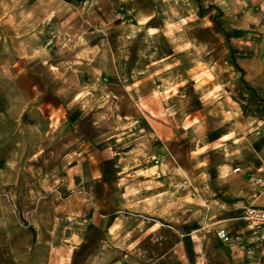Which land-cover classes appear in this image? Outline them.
Listing matches in <instances>:
<instances>
[{"label":"rangeland","instance_id":"1","mask_svg":"<svg viewBox=\"0 0 264 264\" xmlns=\"http://www.w3.org/2000/svg\"><path fill=\"white\" fill-rule=\"evenodd\" d=\"M91 4L95 9L90 3L0 0V264H68L66 254L56 256L60 243L70 245L69 253L74 249L71 264H142L152 241L104 239L94 230L85 239L60 240L65 206L77 219L89 205L110 220L121 202L124 217L165 225L172 248L183 238L191 255L188 235L213 233L204 219L218 206L205 203L228 201L222 187L212 185L211 168L199 176L202 158L211 162L217 148L214 139L202 137L218 125V108L233 106L223 115L236 124L249 119L252 138L262 131L264 93L242 79L234 53L245 46L250 51L242 57L264 54V0ZM102 39L106 49L92 47ZM162 65L178 69L177 76L157 80ZM119 71L127 75L116 76ZM196 71L198 89L190 79ZM175 78L185 84L164 149L157 130L156 143L149 137L146 119L148 108L162 110L160 92ZM196 112L199 121L183 130L182 120L190 125L195 120L188 115ZM157 114V120L163 116ZM150 167L149 177L144 170ZM158 168L171 170L164 193ZM244 173L252 190L264 189L249 180L259 176L255 169ZM201 183L211 185L201 193L195 189ZM156 188L159 193L144 196ZM138 200L149 209L136 210Z\"/></svg>","mask_w":264,"mask_h":264},{"label":"crops","instance_id":"2","mask_svg":"<svg viewBox=\"0 0 264 264\" xmlns=\"http://www.w3.org/2000/svg\"><path fill=\"white\" fill-rule=\"evenodd\" d=\"M59 1L60 3L66 5L82 4L85 6L87 4L89 5L90 3L89 8L95 9L93 4H91L93 0H58V2ZM92 32L93 31L90 33ZM104 41L105 39H102V42L100 43L99 41L98 45H95L94 43L91 45H93V48L97 47L100 49H106ZM238 42L241 41L239 40ZM240 48L241 47L238 46V49ZM243 49L245 50H236L234 53L236 63L243 71L242 79L245 82H250L252 87L255 89V92L262 94L264 93V54L260 52L255 56L242 57L241 55H244L245 51H250V48H245V46ZM240 57H242V59H240ZM162 66L164 67V65ZM163 67L159 72H154V76H156L157 80L158 78H171L177 76L176 72L178 69L176 70L173 68V70L170 71L171 68L166 70L165 67L164 69ZM197 72L198 71L193 73V75L190 77V79L195 82L196 89H198L197 87L200 88L201 85L197 82ZM159 73L162 74L161 77L159 76ZM122 74L127 75V73H122V71L115 72L116 76ZM172 81V85L174 82H176L174 86L171 85L166 89L162 88V91L160 92V97H162L161 100L164 102V107L162 110H157L155 107L148 108L149 114L147 115L146 119L147 133L150 135L149 137H152L151 140L153 143H156L153 133H155L157 130L161 138H163L162 146L164 149L165 145H167L165 138H169L171 135L172 124L170 116L180 112L179 108L175 106H177V104L182 101L181 97L183 95L181 92L183 91L181 86L185 84V80L182 78H175ZM215 82L218 83L219 87H223L224 85V83L219 82L216 79ZM229 82L230 81L227 83ZM197 84L199 86H197ZM160 87H162V85H160ZM209 90L210 88H208V91ZM220 96H223V94ZM167 100H169L168 103ZM138 109L140 110V108ZM233 110L234 107L229 105L223 106L221 109L218 108V125L215 127L213 132L210 131L202 137L206 139L204 142L214 139L213 142L217 148H215L211 162H209L208 158H202L199 166L204 167V169L201 171L199 176L203 177V174H205V167L208 166L211 168L209 169L210 171L206 172L214 178L212 185L214 186L217 184L222 187L221 190H219V193H221V197L223 199H227L228 201L218 199V201L212 200L210 202H204L207 207H213L214 204L218 206L217 212L215 214L206 216V219H204L206 223H210L213 226V233L189 234V240L191 239V241L194 243V249L190 251L191 255H188V251L184 249V245L181 244L183 243L181 242L183 241V238L179 239L180 243L177 250L172 248L170 244L171 234L165 232V225L157 228L155 224L150 222V219H145V217H142L141 215H136L134 218L124 217L122 208L125 207V205L122 202L119 206H117V208H115V216L110 220L107 219L106 212H92V209L89 205L83 206V217L82 219H77L73 216V214L77 212L73 211L72 207L65 206L64 214H66L67 217H62L61 221L58 223V231L60 232V236L62 235L60 240H62V242L71 241L78 236L79 239H85L88 238L90 231L94 230L98 232V234L104 235V239L114 238L122 240L127 236H133L134 239L137 240H143L147 242L152 241L153 243H150V247L147 249V254L142 260L145 262H142V264H264V246L253 249V251L248 255L247 259V256H245V251L238 249L234 245H223L214 234L216 229L224 227L230 234H242L245 237L249 236L250 233L247 229V226L240 218L242 209L249 205L264 208V189L259 188L257 190H252V187H250V184H248L247 180L245 179L246 174L244 173L248 169H255L258 172L257 175H264V119L260 120V124H258V127L262 128L260 135L252 138V136L249 135L250 130L248 129L250 126L249 119H247L246 123L244 122L242 124H236L226 119V117L223 115V113H232ZM140 113L142 114V112ZM161 113L163 116L158 120L155 119L156 114L159 115ZM141 114H138V116L135 115L134 118L137 120L141 119ZM201 115L202 114H200V112L188 115L190 119L195 121H191V124L185 127V120H182L183 124H180L181 128L183 130L188 129L189 127L192 128L195 122L199 121L198 118L199 116L201 117ZM176 129H179V126H177ZM200 140H196V142L198 143ZM209 144L210 143H207L206 145ZM203 145H205V143ZM200 148L203 149L204 147ZM208 149H210V147H208ZM156 162V164H158L159 160H156ZM156 166L157 165H154L153 167L156 168ZM236 167L240 168L239 173H235L233 171ZM151 168L152 167L146 168L144 170V172L147 173L149 177L152 176L150 173H153L151 172ZM154 171L157 173L158 177H163L162 181L159 180L157 182L160 183L161 181L163 184L162 191L164 193V186H167L166 184L168 183L164 177H166V175H170L171 170L169 172L168 170L165 171L162 168H158L157 170L154 169ZM152 182V184L156 183L155 181ZM210 185V183H201L200 185L195 186L196 188H194L199 189V191L203 193L209 189ZM157 189L159 188H156V190ZM156 190L152 193L146 192L144 193V196L146 197L154 195L155 193H159L161 189L157 191ZM139 201L140 200L134 203L136 210L149 209L150 206L148 204ZM156 205V202H154L153 206ZM166 227L170 228L169 226ZM62 228L63 232H61ZM62 248H68V250H64ZM69 248L70 245L67 246L66 244L60 243L56 252V256L60 257L63 255L65 256L66 254L67 263L71 264L70 260L68 259L70 253H72L74 249H70L71 252L69 253ZM190 257L194 258V260H191Z\"/></svg>","mask_w":264,"mask_h":264},{"label":"built area","instance_id":"3","mask_svg":"<svg viewBox=\"0 0 264 264\" xmlns=\"http://www.w3.org/2000/svg\"><path fill=\"white\" fill-rule=\"evenodd\" d=\"M238 170V167L234 168V172ZM249 180L264 187V175L251 176ZM240 218L245 222L250 233L249 236L230 234L224 227L216 229L214 234L222 244L234 245L238 249L245 251V256L248 259V255L253 249L264 246V208L252 205L246 206L242 209Z\"/></svg>","mask_w":264,"mask_h":264},{"label":"trees","instance_id":"4","mask_svg":"<svg viewBox=\"0 0 264 264\" xmlns=\"http://www.w3.org/2000/svg\"><path fill=\"white\" fill-rule=\"evenodd\" d=\"M235 67H237V66H235ZM238 68V67H237Z\"/></svg>","mask_w":264,"mask_h":264}]
</instances>
